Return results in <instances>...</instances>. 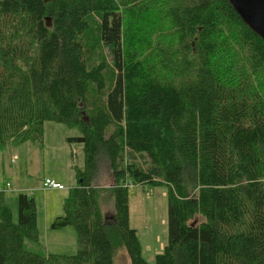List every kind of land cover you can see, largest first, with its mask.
Returning <instances> with one entry per match:
<instances>
[{"label":"trees","instance_id":"obj_1","mask_svg":"<svg viewBox=\"0 0 264 264\" xmlns=\"http://www.w3.org/2000/svg\"><path fill=\"white\" fill-rule=\"evenodd\" d=\"M93 16L111 81L110 63L89 64ZM47 122L83 146L51 225L75 227L78 253L26 251L38 240L35 200L19 195L15 222L0 192V264H117L121 250L149 264L129 185L169 188L155 264H264V41L228 0H0V152L43 147ZM101 165L110 186H97Z\"/></svg>","mask_w":264,"mask_h":264},{"label":"rangeland","instance_id":"obj_2","mask_svg":"<svg viewBox=\"0 0 264 264\" xmlns=\"http://www.w3.org/2000/svg\"><path fill=\"white\" fill-rule=\"evenodd\" d=\"M86 48L90 66L96 67L102 64V61L110 63L106 74L111 81L112 65L107 52L99 43L96 16L91 18ZM74 135L76 133L68 130L63 124L47 122L43 147L27 143L11 146L0 152V187L15 222L18 221L19 195L27 194L35 200L38 240L26 239L25 249L40 256H73L78 253V235L74 226L58 230L51 227L57 217L64 216L65 201L77 187L75 167L84 169L83 146L78 144L70 146L67 143V138ZM131 159L129 155L128 161ZM134 159L144 167L149 165L145 155H138ZM100 168L103 174L97 186H110L112 181L105 165H101ZM46 180L62 185L65 190L45 189ZM168 198L169 188L164 185H137L130 189V225L138 232L142 255L149 264H155L156 256L164 252L168 242ZM103 209L108 218L113 217L111 197H105ZM117 264H130L124 250L118 253Z\"/></svg>","mask_w":264,"mask_h":264},{"label":"water","instance_id":"obj_3","mask_svg":"<svg viewBox=\"0 0 264 264\" xmlns=\"http://www.w3.org/2000/svg\"><path fill=\"white\" fill-rule=\"evenodd\" d=\"M243 22L264 41V0H228Z\"/></svg>","mask_w":264,"mask_h":264},{"label":"built area","instance_id":"obj_4","mask_svg":"<svg viewBox=\"0 0 264 264\" xmlns=\"http://www.w3.org/2000/svg\"><path fill=\"white\" fill-rule=\"evenodd\" d=\"M7 187L10 188L9 185ZM44 188L45 189H51V190H60V191L65 190V188L62 185H60V184H58L56 182L50 181V180H46L45 181ZM129 188L132 189L133 185H129ZM0 192H2V188L1 187H0Z\"/></svg>","mask_w":264,"mask_h":264},{"label":"crops","instance_id":"obj_5","mask_svg":"<svg viewBox=\"0 0 264 264\" xmlns=\"http://www.w3.org/2000/svg\"><path fill=\"white\" fill-rule=\"evenodd\" d=\"M48 190H51V189H48ZM52 191H60V190H52Z\"/></svg>","mask_w":264,"mask_h":264}]
</instances>
